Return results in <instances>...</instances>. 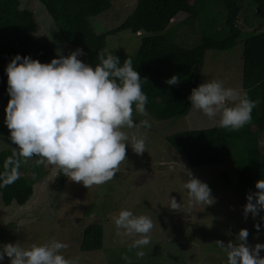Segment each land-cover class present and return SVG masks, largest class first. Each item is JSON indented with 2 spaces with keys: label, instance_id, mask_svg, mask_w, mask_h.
<instances>
[{
  "label": "rangeland",
  "instance_id": "obj_1",
  "mask_svg": "<svg viewBox=\"0 0 264 264\" xmlns=\"http://www.w3.org/2000/svg\"><path fill=\"white\" fill-rule=\"evenodd\" d=\"M111 1L108 10L88 18L96 32H107L117 27L131 13L136 2ZM21 3L33 11L39 25L38 33L46 34L54 48L53 55L45 62H50L57 55V50L67 55L76 49L59 35L55 23L39 1L22 0ZM212 6L218 8V2L217 5L213 2ZM213 11L218 14L216 10ZM222 19L218 20L219 25ZM236 24L242 31V39L256 27L257 21L250 9L243 8ZM175 29L180 33L183 31L182 28ZM143 33L129 30L110 33L106 36L105 50L133 54ZM178 40L190 47L200 41V34L198 30L192 31L181 34ZM242 51L243 41L228 50H206L203 66L199 69V83L206 79H217L223 81L225 87L241 90ZM79 58L86 62L85 55ZM5 106L0 108V151L17 150L4 124ZM145 118L152 121V128L139 127L125 131L129 135L144 137L146 151L137 155L130 146H126V160L120 163L114 177L103 184L87 188L65 176L62 186H59L58 168L36 162L37 179L33 182L31 196L23 205L14 202L4 205L0 197V247L16 241L27 247L55 238L67 243L68 247L62 250L64 256L68 259L78 258V264H126L122 259L124 254L129 258L128 264H224L227 263L226 253L217 246L216 240H234L238 231L246 228L249 245L264 243V222L260 216L254 219L250 214L247 218L243 215L246 193L255 191V186L247 190L236 183L232 161L190 167L164 139L166 134L177 130L205 128L216 123L192 108L183 116L166 120H157L151 115ZM20 162L27 174L33 171L29 165L35 162L34 157L21 156ZM184 167L208 184L213 203L188 205L187 195L182 188L183 179H186ZM221 172L228 174L229 178L220 183H231L230 188L210 184ZM168 179L174 181L171 184L173 188H170L174 192L167 193V184L171 183ZM168 194L181 200L185 206L184 212L166 206ZM122 208H128L137 215H146L153 222L149 233L152 243L144 246L145 255L142 257L136 255L137 249H129L133 237L116 234L112 217ZM106 215L109 221L103 226L102 248L82 251L80 239L83 228ZM254 223H261V228L257 230ZM261 255L264 256V251H261ZM0 264H8V258L5 257Z\"/></svg>",
  "mask_w": 264,
  "mask_h": 264
},
{
  "label": "clouds",
  "instance_id": "obj_2",
  "mask_svg": "<svg viewBox=\"0 0 264 264\" xmlns=\"http://www.w3.org/2000/svg\"><path fill=\"white\" fill-rule=\"evenodd\" d=\"M87 55L77 47L67 55L57 50L50 62H41L29 55H14L5 66L6 92L9 96L4 112V124L9 139L18 154L36 157L38 164L56 166L69 180L89 188L114 177L119 165L126 160V146L137 155L146 151L145 138L129 135L125 129L150 128L148 118L134 121L133 114L148 117L147 95L142 91L145 80L132 66L130 57L123 62L113 51L97 53L95 66L79 57ZM180 82L173 74L165 80L168 85ZM192 109L213 120L217 126L239 130L252 119V110L259 103L246 91L225 87L223 81L206 79L193 87L187 97ZM218 117V119H217ZM182 188L188 205L213 203L211 189L206 182L184 167ZM166 206L184 212V204L168 194ZM264 178L255 181V191L246 193L243 205L245 218L260 216L264 222ZM116 234L133 237L129 249L145 255L144 246L151 243L149 233L153 222L146 215L120 209L112 217ZM257 230L261 223H254ZM248 230L241 228L234 240H216L227 257L226 264H264V243L249 245ZM67 243L55 238L44 243L22 246L20 241L0 247V261L8 264H78V258L68 259L62 250ZM122 259L128 264L126 254ZM221 264V263H220Z\"/></svg>",
  "mask_w": 264,
  "mask_h": 264
},
{
  "label": "trees",
  "instance_id": "obj_3",
  "mask_svg": "<svg viewBox=\"0 0 264 264\" xmlns=\"http://www.w3.org/2000/svg\"><path fill=\"white\" fill-rule=\"evenodd\" d=\"M37 1L55 23L59 35L70 45L82 48L87 53L86 63L93 66L99 63L97 53L105 50L108 34L121 30L144 32L133 54H114L121 62L130 57L132 66L145 78L141 84L147 95L146 110L157 120L188 113L191 106L187 97L191 89L200 84L199 69L203 66L206 50H228L243 41L241 91L259 101L252 110L251 121L235 131L216 124L177 130L166 134L164 139L190 167L232 161L236 183L247 190L255 186L257 179L264 178V0H136L131 13L107 32H96L88 18L108 10L111 0ZM21 2L0 0V108L9 99L4 69L11 58L19 53L45 62L54 52L47 35L38 33L39 25L33 11L23 7ZM213 2L216 5L218 2V8H213ZM243 8L251 10L257 25L241 39L242 31L236 21ZM220 19L222 23L219 25ZM175 28L183 31L177 32ZM197 30L200 34L197 44L188 47L178 40L181 34ZM173 74L179 76L180 82L166 84L165 80ZM133 119L139 122L143 116L134 113ZM20 158L18 150L0 151V197L4 205L12 202L23 205L32 194V185L38 174L37 158L34 157L35 162L29 165L33 171L28 174ZM57 175L60 178L58 185L62 186L65 176L59 169ZM228 178V174L221 172L210 184L230 188L231 183H220ZM173 182H167V193L174 192L170 190ZM176 196L180 199L179 195ZM108 218V215L102 216L83 228L82 251L102 248L103 226Z\"/></svg>",
  "mask_w": 264,
  "mask_h": 264
},
{
  "label": "water",
  "instance_id": "obj_4",
  "mask_svg": "<svg viewBox=\"0 0 264 264\" xmlns=\"http://www.w3.org/2000/svg\"><path fill=\"white\" fill-rule=\"evenodd\" d=\"M224 264H226V263H224Z\"/></svg>",
  "mask_w": 264,
  "mask_h": 264
}]
</instances>
